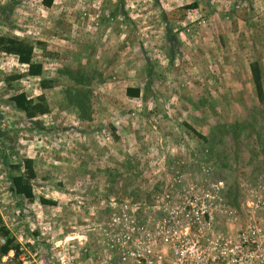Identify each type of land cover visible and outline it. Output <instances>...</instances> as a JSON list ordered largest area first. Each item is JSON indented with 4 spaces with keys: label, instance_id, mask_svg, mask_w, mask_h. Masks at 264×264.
<instances>
[{
    "label": "rangeland",
    "instance_id": "rangeland-1",
    "mask_svg": "<svg viewBox=\"0 0 264 264\" xmlns=\"http://www.w3.org/2000/svg\"><path fill=\"white\" fill-rule=\"evenodd\" d=\"M45 1L0 0V38L35 46L30 59L0 52V213L29 264H60L64 255L91 264L93 224L108 216L110 200L150 197L158 181L138 187L137 178L155 172L154 160L140 161L150 144L134 126L165 131L183 149L173 160L208 148L232 194L264 168V98L240 100L230 81L233 64L245 76L257 63L264 86V0ZM43 81L53 82L51 116L29 119L8 106L17 92L42 96ZM127 86L143 97L129 103ZM109 88L134 131L114 147V113L104 115ZM78 100L81 110L70 106ZM83 115L89 120L79 123ZM24 158L35 163L34 203L9 192L12 166ZM88 162L89 192L99 190L92 172L104 176L95 196L78 189Z\"/></svg>",
    "mask_w": 264,
    "mask_h": 264
},
{
    "label": "built area",
    "instance_id": "built-area-1",
    "mask_svg": "<svg viewBox=\"0 0 264 264\" xmlns=\"http://www.w3.org/2000/svg\"><path fill=\"white\" fill-rule=\"evenodd\" d=\"M190 152L164 173L157 166L150 197L110 200L108 216L93 224L89 263L264 264V168L232 194L210 150ZM71 260L60 264H88ZM4 263L29 264L24 255L16 263L14 251Z\"/></svg>",
    "mask_w": 264,
    "mask_h": 264
},
{
    "label": "crops",
    "instance_id": "crops-1",
    "mask_svg": "<svg viewBox=\"0 0 264 264\" xmlns=\"http://www.w3.org/2000/svg\"><path fill=\"white\" fill-rule=\"evenodd\" d=\"M254 64H257V63H251L249 65V70H247V73H246L245 76L242 75L241 69L238 67V64H233V68L235 69V73H234L235 75L233 76V78H231L230 81H231V83H233L236 86L234 90H235V92H237V94H238L237 96L239 97L240 100L241 99L243 100L245 98L246 93L250 94L252 96V98H256L257 97V99H259V100L264 98V86H263V95L262 96H259V93H258L257 88H256L255 80H254V77H253V74H252V66ZM257 65L259 67V70L261 71L260 65L259 64H257ZM245 79H246V82H247L246 86H248V89H249L248 92H246L247 90L246 91L244 90ZM261 81H262V85H263L262 71H261ZM209 83L210 82H207L208 85H209ZM225 83L232 85L231 83L228 82V80H226ZM110 85H111V83H110ZM129 88L130 89H139L140 90V96L139 97H135V98L129 97L127 95V90ZM40 89H41L40 95H44L46 97L47 101L49 102V106H50V113L45 114L43 116H47V115L51 116V113H53L52 111L54 110V108L51 106L50 100H49V91L51 90V87H47V88L45 87L44 88L42 86V87H40ZM109 92L110 93L104 94L103 99H104V101H108L109 102V107L111 109H109V108L104 109V115L105 116L106 115L109 116L111 112H112V114L114 113L112 119H113V121H114V123H115V125H116L118 130H115V132H113V136L110 135L108 137V139L110 140V143H112V145H113L112 147H114V146L117 145L116 142H117V138H118L119 135L123 136V133H124V135L126 136L127 140H130L131 137L134 134V131L131 132V130L129 129L130 127H128L127 125L124 124V121H123V119L121 117L122 112L118 110V106H120L121 104H119L118 101H117L118 97L115 95L116 93L113 92L111 88H109ZM13 95L14 94L10 95L9 98H8V106L9 107H11L10 104H9L10 103L9 99ZM125 95L128 98L129 103H131V101L141 99L143 97V91H142L141 87H139V86H127V88L125 89ZM70 106L73 107L72 105H70ZM104 107H107V105H105ZM73 108H75V107H73ZM134 112L131 113V114L132 115L133 114L136 115V113H134ZM77 121H79V123L85 122L84 119H81V121L80 120H77ZM97 122H98V120L97 121H93L92 125H95V123H97ZM91 127L93 128V126H91ZM154 128L156 130L153 131ZM139 129H141V130H139ZM134 130H135V134H143V135H145L146 136L145 141H148L149 144L151 145L150 146L148 144L149 145L148 146L149 149H148V152H146V155L144 154L143 158H139L140 161H142L141 159H143V163L144 164H147V163L149 164L150 163L149 160L155 158L153 166H155V169H157V166H161L162 162H163L164 165H166L167 162L170 159H172L171 156L173 155L174 152L176 154H178V155H180V153H182L181 150H183V149L180 148L179 146H177L176 144H174L173 141H170L169 135L165 131L164 132L161 131V130L158 131L157 126L153 125V126L150 127V126H147L145 124L143 126V129L140 128L139 126H134ZM96 135H98V134H96ZM150 135H151L152 138L150 137ZM153 135H155L154 136L155 139L153 138ZM134 147L135 146H133V144H131V146L129 147L132 150V152H134V150H133V149H135ZM131 150H129V151H131ZM177 150H178V152H177ZM190 154H191V152L188 153V155H190ZM180 157L182 158V156H180ZM161 159L162 160L164 159V160L161 161ZM100 163H102V161H100ZM83 164H84V167L82 169H84L85 171H82V173L79 174V177H80V180H81V184H82V189L80 188V186H78V189L82 192L81 193L82 196H85L86 194H88L90 192H91L92 196L93 195L94 196L98 195L102 191L100 187L102 186L101 181L104 180V176H102V174H97L96 172H92L91 178H92V180L96 181V186H97V188H99V190H96V189L92 188L91 191L89 192V189L84 187L86 185V181L89 179V176H90L86 172V167H87V165H89V162L88 163H83ZM113 164H114V162L112 163L110 158H109L107 160L108 167H110V165H113ZM163 166L158 168L157 170L160 171L163 168ZM150 170L151 169L149 167L146 168L145 170H143L144 172L142 171V173L140 174L141 178L140 177L137 178L139 180L138 187H142V183L144 181L149 180L150 183H152V181H155V179L152 180L150 178V175L152 174L150 172ZM110 173L111 172L109 171V173H107L106 175L108 177H110V175H111ZM155 173H157V172H155ZM0 241H4V240L2 238H0ZM2 263L4 264V255L3 256L0 255V264H2Z\"/></svg>",
    "mask_w": 264,
    "mask_h": 264
},
{
    "label": "trees",
    "instance_id": "trees-1",
    "mask_svg": "<svg viewBox=\"0 0 264 264\" xmlns=\"http://www.w3.org/2000/svg\"><path fill=\"white\" fill-rule=\"evenodd\" d=\"M47 5L52 3V0L45 1ZM35 46L31 42L10 38H0V52L18 56L20 58H32L34 54ZM252 74L255 80L256 88L259 96L263 95V85L261 81V71L257 64L252 66ZM18 79V78H16ZM52 81H43L42 86L45 88L51 87ZM127 95L129 97H139V89H128ZM11 105L20 112L25 113L27 118L35 119L38 116L48 114L50 107L45 96H39L36 99L29 98L24 92H17L10 98ZM84 100H78L71 102L70 104L81 110L83 107ZM82 119L89 120V117L82 116ZM13 170L17 173L16 176L11 178L9 192L14 197H22L29 203H34L36 194L34 191V182L37 179V172L35 170L34 160L31 158H24L19 163L12 166ZM0 236L4 240L0 248V255L5 256L9 252H15V259L19 258L22 252L20 251L19 245L16 243L17 240L11 230L5 225L2 215L0 213Z\"/></svg>",
    "mask_w": 264,
    "mask_h": 264
}]
</instances>
